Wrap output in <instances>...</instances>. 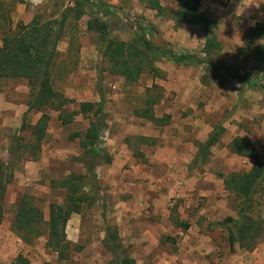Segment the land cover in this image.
<instances>
[{
	"label": "rangeland",
	"instance_id": "374dc122",
	"mask_svg": "<svg viewBox=\"0 0 264 264\" xmlns=\"http://www.w3.org/2000/svg\"><path fill=\"white\" fill-rule=\"evenodd\" d=\"M1 1L8 30L30 23L36 15L44 21L59 20L63 10L75 2ZM99 1L121 11V17L146 25L153 33L152 42L158 46L173 51H202V25L176 27L170 19L185 0H159L165 9L163 15L149 9L147 0ZM244 2L201 0V11L213 15L218 23L223 50L215 62L223 63L220 72L205 70L202 65L161 60L156 63L163 71L161 76L146 73L129 85L113 76L96 52L95 35L87 30L88 16L72 18L59 43L52 83L56 91L74 100L65 110L76 111L81 102L98 103L104 95L106 129L99 151L111 163H100V156L95 159L97 184L93 193L105 197L106 221L119 231L123 247L137 264H264V236L252 251L238 245L232 249L224 224L227 218L238 219L242 201L225 189L221 175L249 172L253 165L252 159L233 154L230 143L235 138L246 139L264 163V95L244 88L229 76L230 71L240 75L256 71L255 51L246 56L240 51L253 21L264 23V0ZM112 36L125 42L133 38L119 28ZM261 43L264 45V41ZM98 59H102L103 84H98ZM154 85L157 89L150 94L159 102L152 110L158 118L170 117L165 118L164 125L134 114L135 109L145 107L149 94L146 89ZM29 97L26 80L0 79V162L16 164L0 220V264H10L18 256L27 259L28 264H106L111 256L102 245L105 232L101 202L94 201L82 214L71 217L66 228L70 246L66 260L46 247L50 205L62 203L66 195L52 182L71 173L87 174L91 157L81 148V138L73 136L78 132L84 135L91 120L79 115L72 124L62 125L59 113L51 109L28 113ZM43 114L50 120L38 157L28 153L17 159L10 155L14 135L20 133L24 143L31 142L32 129ZM24 115L29 128L20 132ZM218 127L224 132L211 149L208 162L194 165L198 145ZM141 137L150 139L148 144L141 142ZM23 195L31 197L44 215L42 235L29 244L12 228ZM250 215L264 218V183ZM181 222L189 228L185 230Z\"/></svg>",
	"mask_w": 264,
	"mask_h": 264
},
{
	"label": "trees",
	"instance_id": "16d2710c",
	"mask_svg": "<svg viewBox=\"0 0 264 264\" xmlns=\"http://www.w3.org/2000/svg\"><path fill=\"white\" fill-rule=\"evenodd\" d=\"M201 0L181 1L173 18L176 23L202 25L205 33V43L202 51H173L152 42V31L138 20L121 17L117 9L102 3L99 0H75L74 4L66 7L59 20L44 21L39 16L28 24H21L17 28H6L4 4L0 0V30L3 32L2 45L0 46V79H24L30 88V97L27 102V111L44 112L51 109L59 113L58 119L62 125H70L75 117L84 115L91 120V124L82 135L75 133L73 138H81V148L89 152L91 162L87 165V174L71 173L66 178L53 185L65 190V199L60 204H51L49 220L47 223L46 247L59 255L64 261L67 259L69 244L67 242L66 228L74 214H82L85 207L94 201L101 202V214L104 220L105 236L102 240L104 249L110 254L111 259L106 264H137L127 249L122 245L119 231L106 221L107 202L105 197H96L93 193L96 187L95 169L98 166L96 158L100 156V163H111L107 155L101 153L99 148L104 145L103 134L106 129L104 95L98 103L81 102L78 110L66 111V107L74 103L55 90L52 83V68L59 55L58 46L66 34L67 25L73 19L88 16L87 30L95 35L96 52L107 63L109 72L116 77L123 78L129 85L136 84L143 74L149 73L161 76L163 71L156 66L161 60H167L177 65L193 64L202 65L208 71L220 72L224 69L223 63H216L215 58L223 50V44L217 35L218 23L211 19L200 9ZM148 8L157 11L159 15L165 9L159 0H147ZM124 20V21H123ZM127 31L133 36L128 41H121L112 36L116 29ZM264 23L258 22L251 28L245 38V47L241 49L242 55H248L251 50L257 55L256 71L246 72L243 75L230 71L229 76L240 82L244 88L260 91L264 95ZM98 84H103L102 59L96 64ZM157 86L146 89L147 97L145 107L135 109L136 117L145 118L157 125H164V116L158 118L153 113V106L159 98H152L150 92ZM27 115V114H26ZM20 132L28 130L24 122ZM50 117L43 114L33 127L31 142L24 143L19 134L14 135L10 148V155L17 159L23 158L28 153L36 158L46 138ZM224 128L218 127L208 138L198 145L194 158V165L206 164L211 149L223 135ZM141 142L148 144L146 137L140 138ZM233 154L250 158L253 165L249 172L231 173L221 175L227 191L234 193L241 201L242 206L238 219L227 218L224 221L228 230L230 247L235 245L252 251L257 240L264 236V218H254L253 211L255 196L264 183V163L255 147L244 138H235L229 145ZM103 154V155H102ZM15 163L8 165L0 162V220L5 214L4 196L9 184L14 179ZM88 189L89 192H88ZM97 189V188H96ZM44 215L41 209L35 206L31 197L23 195L15 210L13 231L21 237L24 243H31L32 239L42 235L41 224ZM185 230L189 225L181 222ZM10 264H28L23 256H18Z\"/></svg>",
	"mask_w": 264,
	"mask_h": 264
},
{
	"label": "crops",
	"instance_id": "0c3cea01",
	"mask_svg": "<svg viewBox=\"0 0 264 264\" xmlns=\"http://www.w3.org/2000/svg\"><path fill=\"white\" fill-rule=\"evenodd\" d=\"M247 2H248V0H245L244 4L247 3ZM160 3H161V2H160ZM232 3H233V1H231V4H232ZM161 4H162V3H161ZM236 4H237V3H236ZM236 4H235V5H236ZM162 6H163V5H162ZM200 9H201V5H200ZM204 10H206V8H204ZM247 12H248V9H247ZM211 15H212V14H211ZM173 16H174V15H173ZM173 16H171L170 19L174 21V26H176V27L179 26V25H180V26H182V25L184 26L183 23H178V24H177L176 21L174 20ZM210 18L214 20L215 17L212 15V16H210ZM258 22H260V21H253V24H251L252 26L249 28V30H250L251 28L255 27L256 24H257ZM202 27H203V26H202ZM203 30H204V29H203ZM249 30H248V32H249ZM248 32H247V34H248ZM246 36H247V35H246ZM205 39H206V37H205Z\"/></svg>",
	"mask_w": 264,
	"mask_h": 264
}]
</instances>
